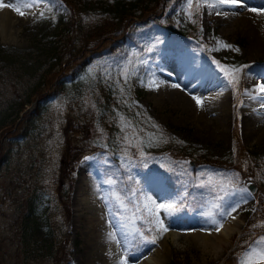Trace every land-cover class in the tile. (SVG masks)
<instances>
[{"label":"rangeland","instance_id":"rangeland-1","mask_svg":"<svg viewBox=\"0 0 264 264\" xmlns=\"http://www.w3.org/2000/svg\"><path fill=\"white\" fill-rule=\"evenodd\" d=\"M108 1L82 0L68 11L62 0H49L51 11L41 4L29 10L36 15L24 16L0 9L15 32L9 42L0 40V264H53L55 258L56 264H106L108 255V264H118L122 249L108 239L111 217L100 197L110 191L102 183L109 174L119 170L122 178L128 175L120 168L125 151L136 164L131 174L146 195L160 202L187 186L195 196L172 218L169 229L180 232L176 241L165 232L142 251L132 249L129 264L148 259L157 248L163 264L174 253L187 264H239L248 244L264 235V220L245 228L254 206L249 192L234 197L242 195L248 202L233 213L238 228L217 250L181 234L202 228L213 233L201 213L210 209L216 193L192 186L207 174L238 173L233 179L241 188L243 177L251 175L257 192L264 194V107L245 95L264 85V34L259 30L264 0H242L219 9L202 6L199 12L188 9L187 0H158L137 16L121 47L66 71L70 55L82 50L85 34L106 19ZM214 60L227 67H249L233 88ZM126 65L136 68L127 82L122 75ZM52 74L65 77L56 91L46 93L50 87L44 88L42 80ZM149 81L159 87H148ZM193 96L201 98L203 107ZM39 102V110L29 112ZM83 123L88 133L71 127ZM233 124L247 150L238 159ZM150 135L156 137L151 145ZM68 141L70 155H79L66 173L61 167L68 157H62V149ZM208 156L215 162L202 160ZM186 158L198 163L189 165ZM157 160L161 167L142 164ZM166 164L174 171H167ZM149 173L163 177L167 191L159 185L148 190L143 177ZM111 243L117 248L114 256L104 251Z\"/></svg>","mask_w":264,"mask_h":264},{"label":"snow or ice","instance_id":"snow-or-ice-1","mask_svg":"<svg viewBox=\"0 0 264 264\" xmlns=\"http://www.w3.org/2000/svg\"><path fill=\"white\" fill-rule=\"evenodd\" d=\"M51 2L55 4L59 0H51ZM241 3L242 0H196L195 5H193V0H187L188 9L195 7L197 12H199L202 6H206L209 9H219L224 5L238 6ZM41 4L45 6L47 11L52 10L48 6L49 0H0V9L10 8L20 16H24L25 14L36 15L35 12L29 10L37 9ZM250 10L255 11V9ZM39 15L40 17H44V12L41 11ZM191 16L192 12L189 11V18ZM218 44L224 48H233L232 45L225 44L223 41H218ZM214 50H219V48ZM233 50L238 51V49L234 48ZM139 63L141 65H147L148 61L141 60ZM213 63L224 73L225 77L228 78V83L233 88L239 83V75L243 71V68L249 67L248 65L227 67L215 60ZM135 73V66L129 68L126 65L122 69L125 82ZM147 86L150 88H158L159 83L149 81ZM172 87H179V85L173 84ZM255 92L258 95H254L246 90L245 95L250 96L254 100L261 101V107H264V85H258ZM192 99L195 100L198 107H203L201 98L193 96ZM121 119L123 120V117ZM153 126L158 128L157 125ZM124 127H131V125L125 124ZM124 139L130 145L133 143L129 137H125ZM154 139L156 137L150 135L148 143L151 145ZM141 143L142 141H139L137 138L135 146L140 148ZM140 156L142 158L144 157L142 150L140 151ZM89 159L94 158L85 157V160ZM105 163L108 164V161H105ZM134 167H136V164L132 162V157L125 151V155L121 157L120 168L124 169L128 175L122 178L118 170L109 174L102 181L110 189L106 195L100 197L108 206L111 217L109 219V226L113 231L108 233V239L115 242L122 249L118 264H129V258L135 255L132 249H135V252H140L143 247L149 244H155L158 238L157 234L162 236L167 232L173 223L172 218L176 217L178 213L184 212L186 207L189 206V197L191 196L192 200H195V196L189 193L187 186H185L183 192L169 194L166 198L157 202L152 196L146 195L143 188L139 187L141 181L131 174V170ZM144 167H147V165L145 164ZM167 171L171 172L174 170L169 168ZM205 175L203 172L200 174L201 177ZM238 175V173H233L227 177L223 175L214 177L212 174H207L206 179H201L198 184L192 185L195 188L211 189V191L216 193L211 202L210 209L201 213L206 218V223L212 225V231L220 232L224 228V221L229 217L233 220L236 219L233 213H236L242 204L248 202V199L242 195L239 199H234L238 194L248 192L247 188L239 187L234 181L233 177L238 178ZM143 181L148 190H151L154 185H159L162 191H167L164 187V178L161 176L149 173L144 175ZM196 206L198 207L199 204ZM114 208L115 211L113 210ZM161 213H163V218H161ZM165 220H168L169 223L165 224ZM138 222L140 223L138 224ZM142 225H146L147 228L145 229ZM261 226H264V224ZM239 264H264V235L248 244L239 259Z\"/></svg>","mask_w":264,"mask_h":264},{"label":"trees","instance_id":"trees-1","mask_svg":"<svg viewBox=\"0 0 264 264\" xmlns=\"http://www.w3.org/2000/svg\"><path fill=\"white\" fill-rule=\"evenodd\" d=\"M64 4L72 9L73 4H81L82 0H62ZM158 0H110L106 3V19H102L98 26H94L90 31L85 34L82 50L78 49L75 53L70 55V61L66 65V71H74L75 69L82 68L91 57L101 54L103 51H111L120 46L125 40V36L129 34L128 26L133 21V17H141L149 10L148 6L152 3H157ZM144 13V14H143ZM64 75L60 78L54 74L48 75L42 80L45 84L44 88L50 87L46 93L56 91L64 79ZM74 130H82L87 132L86 124H80L74 127ZM233 138L235 141L236 156L242 157L245 155L246 150L242 146L236 132V126H232ZM72 146L66 144L63 149L64 156L73 157L70 155ZM206 162H211L210 158H204ZM168 168V164H166ZM264 219V195L257 196V202L249 220ZM145 229L146 225H142ZM159 236V234H157ZM56 264V258L53 260ZM166 264H187V261L178 258L176 253L172 254L171 258Z\"/></svg>","mask_w":264,"mask_h":264},{"label":"bare ground","instance_id":"bare-ground-1","mask_svg":"<svg viewBox=\"0 0 264 264\" xmlns=\"http://www.w3.org/2000/svg\"><path fill=\"white\" fill-rule=\"evenodd\" d=\"M243 3V2H242ZM236 9V7H235ZM259 12V11H258ZM10 13V12H9ZM235 13V12H234ZM237 14V13H236ZM234 15V14H233ZM8 21V16L7 13L0 11V40L3 42H9L14 38V30L10 29V21ZM260 32L264 34V23L260 24L259 28ZM253 91V90H252ZM253 93V92H251ZM254 95H258L257 93H253ZM222 97L225 98V94L222 92ZM223 101V100H222ZM229 110V109H228ZM207 227V226H205ZM208 228V227H207ZM237 227V222L231 217L227 218L224 221V228L220 232H215L209 234V230L202 228L198 230H190L187 234H181L184 235L185 237H188L189 239H192L196 244L202 246L203 248H210L211 250H217L221 246V241H224L228 238L229 234L236 230ZM211 229V227H210ZM239 230V229H238ZM211 231V230H210ZM167 235L170 236V238L174 241L180 236V232L175 230V229H169L167 231ZM227 241V240H226ZM175 243V242H174ZM108 248H105L104 251L107 253H112L114 256V252H116V247L111 243L108 244ZM155 251V252H154ZM153 251V256L150 255V257L146 260H142L139 264H163L162 260V252L159 248L155 249ZM111 261V257H107L104 262L108 264V262Z\"/></svg>","mask_w":264,"mask_h":264},{"label":"water","instance_id":"water-1","mask_svg":"<svg viewBox=\"0 0 264 264\" xmlns=\"http://www.w3.org/2000/svg\"><path fill=\"white\" fill-rule=\"evenodd\" d=\"M188 161H189V163L192 164V160H188ZM243 181H244V184H245L246 188L251 193V195L254 196L255 193H256V190H257V186H256L254 180L252 179V177L251 176H246V177H244Z\"/></svg>","mask_w":264,"mask_h":264}]
</instances>
